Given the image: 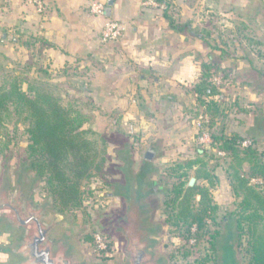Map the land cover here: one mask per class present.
<instances>
[{"label": "rangeland", "instance_id": "rangeland-1", "mask_svg": "<svg viewBox=\"0 0 264 264\" xmlns=\"http://www.w3.org/2000/svg\"><path fill=\"white\" fill-rule=\"evenodd\" d=\"M226 6H230L231 21L229 19L224 21V18L218 20L219 22L216 21V24L221 23L219 32H221L222 42L225 45L236 44L239 49L238 56L246 55L253 60V68L248 73L242 72L244 70L240 68L239 73L228 77L222 84L221 92L228 98L232 96L234 99L238 90L242 91L243 96L237 100H231L235 103L227 112V117L218 122L217 127L210 128V131L211 133L219 131L224 126L226 133H236L242 139L251 140V145L259 153L264 154V138L258 136L257 130V124L264 115V0L243 1L242 5H236L233 0H225L223 8ZM2 32L0 31V38ZM19 38L21 44L18 46L10 43V35L7 36L5 43L0 45V84L5 82L9 87L8 83L13 75L27 71L24 73L27 82H34L35 79L44 82L49 90L54 87L55 96H61L63 105L70 104L87 116L88 122L85 123L84 129L87 130L86 136L91 140L92 150H95L96 155L92 167L88 170V176L80 179L78 189L81 192V201L79 205L70 211H61L63 207L60 200L56 199L46 185V176H39L32 166L28 150L30 143L27 133L30 123L28 113L20 106L15 108L10 105L6 113L0 111V176L3 170H6L9 177V170L15 178L19 167H25V186L32 182L35 186L41 184L38 197L41 200L51 198L49 212L52 215L58 213L66 217L65 224L69 226H76L78 223L74 242L80 258L88 259L90 264H117L120 261L121 240L117 235L104 229L100 225V219L121 209V201L114 195L121 182V176L116 168L119 161L116 159L115 151L119 148L123 135L135 143L133 146L138 157H142L144 151L153 150L154 147L158 152L157 156L151 160L154 168L151 184L157 185L158 191L153 193L150 200L155 208L153 221L163 225L161 251L167 264H219L218 241L228 224L234 228L238 255L242 264H249L254 255L253 244L256 237L264 238V220L258 222L256 232L252 234L247 225L242 230H238L229 217L230 213L238 211L237 204L245 197L244 190L239 186L238 177L246 178L248 185L252 186L260 185L262 182L260 178L249 176L251 165L247 161L238 164L235 160L217 155V160L208 161V168L212 174L216 175L215 184L210 188L212 202L217 206V211L214 220L207 219L205 231L198 230L195 224L188 227L187 224L175 226L172 220L167 222L168 209L164 201L170 197L167 195L175 182V178L171 177L173 171L169 167L178 159L177 156H180L179 159L191 157L194 147L179 149V153H175L174 157L170 154L172 148L163 145L166 142L164 138L155 136L145 138V136L141 137L140 132L138 136L122 134L121 111L109 104L102 106L103 103L87 96L89 85L83 76L75 73L62 76L56 72L48 76L41 74V77H38L39 72L36 69L32 73L30 65H38L43 57L36 47L25 52L22 46L23 40ZM34 73L37 77H34ZM27 84H23L24 90L27 89ZM243 91H248V93L245 94ZM99 102L100 105H98ZM201 113L203 114L202 111ZM195 120L196 118L193 121ZM255 138L257 142L252 144ZM208 153L215 154L212 149ZM21 159L25 161L24 165H21ZM196 174L195 168L191 169L188 179L196 177ZM206 181L198 178L194 184L201 185ZM217 229L219 235L215 244H212L210 236ZM96 235L107 239L105 250H100L96 246L94 242ZM261 261L264 263V257Z\"/></svg>", "mask_w": 264, "mask_h": 264}, {"label": "crops", "instance_id": "crops-1", "mask_svg": "<svg viewBox=\"0 0 264 264\" xmlns=\"http://www.w3.org/2000/svg\"><path fill=\"white\" fill-rule=\"evenodd\" d=\"M43 1L46 9L38 14L26 0H0V45L10 35L13 46L22 38L25 52L36 47L43 58L30 65L32 73L42 68L49 75L83 76L87 96L121 111L122 134L164 138L163 145L172 148L174 157L179 149L196 145L193 120L202 108L193 89L202 66L229 68V77L240 68L245 73L253 68V60L238 56L236 44L222 42L221 23L216 21H231L225 0H166L163 11L143 8V0H114L107 17L126 25L123 37L114 43L100 40L105 17L89 12L94 0ZM233 1L242 5L248 0ZM240 96L238 90L234 99ZM7 238L2 230L0 244Z\"/></svg>", "mask_w": 264, "mask_h": 264}, {"label": "trees", "instance_id": "trees-1", "mask_svg": "<svg viewBox=\"0 0 264 264\" xmlns=\"http://www.w3.org/2000/svg\"><path fill=\"white\" fill-rule=\"evenodd\" d=\"M25 45L32 46L30 41H26ZM36 70L39 72L38 77L41 74L49 75L45 69ZM230 72L231 69L217 64L204 65L194 85L196 103L207 116L209 128L217 127V123L227 117V112L235 103L221 92L224 83L215 85L212 82L216 75L226 80ZM24 73L13 75L9 87L5 82L0 84V111H7L10 105L15 108L20 106L27 111L30 119L27 128L30 141L28 150L32 166L39 176H46V185L60 200L63 207L61 211H70L81 201L78 185L80 179L88 176L96 155L91 140L86 136L87 130L84 129L88 118L72 105H63L61 96H55L54 87L49 90L44 82L35 79L34 82H27ZM24 83H28L26 90L22 87ZM198 113L196 111L195 116ZM211 136L215 148L224 151L226 158L238 164L247 161L251 165L249 176L262 180L260 185L252 186L248 185L246 178L238 177L245 197L237 204L238 211L229 214L238 230L247 225L249 231L255 234L258 222L264 220V154L259 153L253 145L240 149L238 142L242 137L236 133H225L224 126L211 133ZM256 142L255 138L252 144ZM210 159L218 158L216 154L210 155L207 150L195 145L192 157L175 160L169 167L175 182L167 195L170 197L164 201L168 209L167 222L172 220L175 226L187 224L188 227L195 224L198 230L205 231L207 219H215L217 206L212 202L210 187L215 184L216 175L208 168ZM194 168L197 172L195 180L202 178L208 183L188 186L189 171ZM218 235V229L211 234L212 244H215ZM253 248L254 255L249 264H264L261 261L264 257V238L256 237Z\"/></svg>", "mask_w": 264, "mask_h": 264}, {"label": "water", "instance_id": "water-1", "mask_svg": "<svg viewBox=\"0 0 264 264\" xmlns=\"http://www.w3.org/2000/svg\"><path fill=\"white\" fill-rule=\"evenodd\" d=\"M113 2L106 1V16ZM257 130L264 138V115ZM119 146L121 154L119 149L115 153L121 182L114 195L119 197L121 209L103 216L100 225L121 240L117 264H167L161 251L163 225L153 221L155 208L150 200L158 191V186L151 184V160L158 152L148 149L140 158L123 135ZM24 173L25 167L20 166L13 186L6 170L0 176V228L8 233L7 240L0 244V264H90L77 255L76 226L65 224L66 217L49 212L51 198L38 197L41 184L25 186ZM194 183L195 177H190L188 186ZM236 244L234 228L228 224L218 241L219 264H242Z\"/></svg>", "mask_w": 264, "mask_h": 264}, {"label": "built area", "instance_id": "built-area-1", "mask_svg": "<svg viewBox=\"0 0 264 264\" xmlns=\"http://www.w3.org/2000/svg\"><path fill=\"white\" fill-rule=\"evenodd\" d=\"M26 1L35 7V11L38 14H42L46 9L45 2L43 0ZM141 5L143 8L157 9L160 11L167 9L166 0H143L141 2ZM105 8L106 4L99 0L91 1L89 4L90 13L105 17L100 32L101 42L114 43L119 41L123 37L126 31V25L123 22L105 16ZM212 82L215 85H220L221 83H225L226 81H223L219 75H216L212 78ZM207 124V116L202 113L198 114L195 120V128L197 130V135L195 138L196 145L204 148L207 151L212 149L213 152L219 157L226 156V153L224 151L217 150L215 148V142L212 139L211 131ZM249 145H251V140L249 139H242L238 142V146L240 148H244ZM94 242L100 250H105L107 248V239L101 237L100 235H96L94 237Z\"/></svg>", "mask_w": 264, "mask_h": 264}, {"label": "flooded vegetation", "instance_id": "flooded-vegetation-1", "mask_svg": "<svg viewBox=\"0 0 264 264\" xmlns=\"http://www.w3.org/2000/svg\"><path fill=\"white\" fill-rule=\"evenodd\" d=\"M119 153L121 154V146H119ZM153 150L154 151H156V149H155V147L153 148ZM145 152V151H144ZM141 158V157H140ZM139 158V159H140ZM20 163H21V165H24V163H25V161L23 160V159H21V161H20ZM8 174H9V177H10V181H11V186H13V178H14V174H10L9 173V170H8ZM78 224V223H77ZM77 224H76V226H77ZM78 227V226H77ZM4 236H6V234L4 233Z\"/></svg>", "mask_w": 264, "mask_h": 264}]
</instances>
